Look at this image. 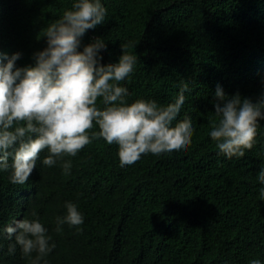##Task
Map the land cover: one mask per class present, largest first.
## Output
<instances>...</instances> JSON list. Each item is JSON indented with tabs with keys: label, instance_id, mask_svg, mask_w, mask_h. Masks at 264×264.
I'll use <instances>...</instances> for the list:
<instances>
[{
	"label": "trees",
	"instance_id": "obj_1",
	"mask_svg": "<svg viewBox=\"0 0 264 264\" xmlns=\"http://www.w3.org/2000/svg\"><path fill=\"white\" fill-rule=\"evenodd\" d=\"M72 0H0V52L19 51L17 66L33 63L46 46L45 27ZM103 24L88 29L105 39L101 63L116 61L121 45L138 56L121 83L129 101L154 98L167 105L190 89L177 123L192 120L186 152L142 154L119 163L117 145L92 140L75 156L70 174L60 162L37 158L25 184L0 172V229L35 210L55 247L48 264H249L264 261V200L256 179L264 167V120L252 148L226 157L210 137L214 89L256 100L264 93V0H102ZM6 57H0L4 61ZM98 130V126L94 129ZM78 203L81 225L62 226L55 217L64 201ZM0 264H27L19 246L7 252L0 237Z\"/></svg>",
	"mask_w": 264,
	"mask_h": 264
},
{
	"label": "clouds",
	"instance_id": "obj_2",
	"mask_svg": "<svg viewBox=\"0 0 264 264\" xmlns=\"http://www.w3.org/2000/svg\"><path fill=\"white\" fill-rule=\"evenodd\" d=\"M107 9L102 0H72L71 7L49 23L43 35L46 46L34 52L33 63L17 66L19 51L11 56L0 52V172L10 170L8 179L23 185L36 166L38 155L45 166L60 162L70 174L75 156L94 139L115 143L120 165L134 164L142 154L155 156L186 152L194 134L192 120L185 116L177 123L190 89L167 105L154 98L137 97L129 101L125 81L139 59L121 45L116 61L101 63L105 39L93 37L81 48L88 29L103 24ZM210 137L226 157H241L256 142L257 127L264 120V93L256 100L239 92L228 94L218 82L214 89ZM98 126V130H93ZM256 179L264 185V167ZM264 200V187L259 189ZM65 212L55 217L54 231L62 226L81 225L84 214L78 203L64 201ZM9 241L7 252L17 246L27 264H48L47 256L55 247L51 233L39 214L15 219L0 229ZM0 247L3 244L0 243ZM249 264H264L253 258Z\"/></svg>",
	"mask_w": 264,
	"mask_h": 264
}]
</instances>
